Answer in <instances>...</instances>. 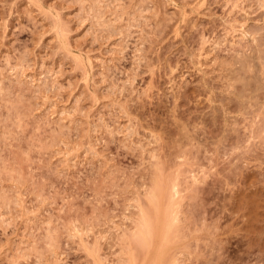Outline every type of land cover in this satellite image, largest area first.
Segmentation results:
<instances>
[{"label":"rangeland","instance_id":"obj_1","mask_svg":"<svg viewBox=\"0 0 264 264\" xmlns=\"http://www.w3.org/2000/svg\"><path fill=\"white\" fill-rule=\"evenodd\" d=\"M0 264H264V0H0Z\"/></svg>","mask_w":264,"mask_h":264},{"label":"bare ground","instance_id":"obj_2","mask_svg":"<svg viewBox=\"0 0 264 264\" xmlns=\"http://www.w3.org/2000/svg\"><path fill=\"white\" fill-rule=\"evenodd\" d=\"M155 197H158V196H155V194H154V198H155ZM146 224H147V223H146ZM143 225L145 226V224H143ZM144 226H142V227L144 228ZM147 227H148V226H147ZM147 229H148V228H146L145 231H147ZM143 231H144V230H143ZM145 233H146V232H145Z\"/></svg>","mask_w":264,"mask_h":264}]
</instances>
